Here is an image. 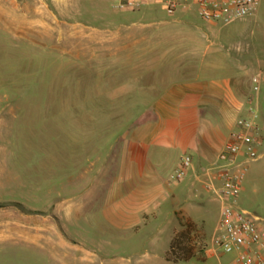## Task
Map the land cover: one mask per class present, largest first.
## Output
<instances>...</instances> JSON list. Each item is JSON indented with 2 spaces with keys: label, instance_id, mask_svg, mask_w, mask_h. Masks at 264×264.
Instances as JSON below:
<instances>
[{
  "label": "rangeland",
  "instance_id": "obj_1",
  "mask_svg": "<svg viewBox=\"0 0 264 264\" xmlns=\"http://www.w3.org/2000/svg\"><path fill=\"white\" fill-rule=\"evenodd\" d=\"M115 2L0 0V264L110 263L109 240L127 236L112 225L120 211L107 203L117 147L110 144L156 118L118 111L184 76L171 66L190 54L207 47L205 58L227 64L220 72L242 75L243 96L264 127V80L252 89V76H264V0L228 24L203 21L193 7L129 11ZM203 192L201 203L165 199L151 232L167 240L189 218L206 245L219 201ZM238 201L264 222V155L247 164ZM228 261L199 254L180 264Z\"/></svg>",
  "mask_w": 264,
  "mask_h": 264
},
{
  "label": "crops",
  "instance_id": "obj_2",
  "mask_svg": "<svg viewBox=\"0 0 264 264\" xmlns=\"http://www.w3.org/2000/svg\"><path fill=\"white\" fill-rule=\"evenodd\" d=\"M188 48L200 50L196 43ZM140 49L152 51L155 45L144 44ZM207 51L204 48L200 57L199 52L190 54L185 65L174 61L171 67L184 71V76L177 75L153 97H144L118 111L153 114L156 118L126 129L121 138L110 144L117 147L114 159L108 161V170L114 167L115 176L107 203L120 211L112 225L127 236L109 240L108 249L113 252L106 255L110 257L109 264L182 263L165 257L176 229L162 241L149 229L156 222V211L167 198L177 203L193 199L201 203L203 191L211 194L205 186L210 177L204 170L234 130L235 120L245 115L249 106L243 96L242 75L220 72L227 64L218 58L208 60ZM178 150L182 154L175 153ZM184 154L192 157L193 166L181 182L170 185L165 175L175 169ZM213 231L203 252L205 259L222 256L212 242Z\"/></svg>",
  "mask_w": 264,
  "mask_h": 264
},
{
  "label": "built area",
  "instance_id": "obj_3",
  "mask_svg": "<svg viewBox=\"0 0 264 264\" xmlns=\"http://www.w3.org/2000/svg\"><path fill=\"white\" fill-rule=\"evenodd\" d=\"M261 0H116L114 8L139 10L148 4H163L165 10L195 8L206 22L228 24L252 15ZM263 75L252 76L253 91L259 90ZM246 114L235 120V128L208 163L204 172L210 179L206 189L219 201V213L212 242L221 255H227V264H264V222L238 207L247 164L264 155V144L256 124V110L247 99ZM193 166L189 154L181 156L179 164L167 177L168 183L182 181Z\"/></svg>",
  "mask_w": 264,
  "mask_h": 264
},
{
  "label": "trees",
  "instance_id": "obj_4",
  "mask_svg": "<svg viewBox=\"0 0 264 264\" xmlns=\"http://www.w3.org/2000/svg\"><path fill=\"white\" fill-rule=\"evenodd\" d=\"M179 224L180 228L174 230L165 255L166 259L173 263L187 261L199 254L203 255L206 248L203 237L193 221L189 218L181 219Z\"/></svg>",
  "mask_w": 264,
  "mask_h": 264
}]
</instances>
